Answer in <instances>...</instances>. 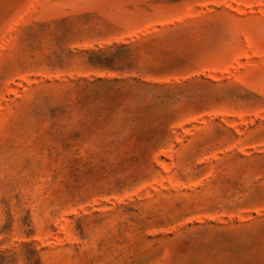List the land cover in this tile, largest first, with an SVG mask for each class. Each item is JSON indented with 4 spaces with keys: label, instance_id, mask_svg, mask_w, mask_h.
Masks as SVG:
<instances>
[{
    "label": "rangeland",
    "instance_id": "rangeland-1",
    "mask_svg": "<svg viewBox=\"0 0 264 264\" xmlns=\"http://www.w3.org/2000/svg\"><path fill=\"white\" fill-rule=\"evenodd\" d=\"M0 264H264V0H0Z\"/></svg>",
    "mask_w": 264,
    "mask_h": 264
}]
</instances>
